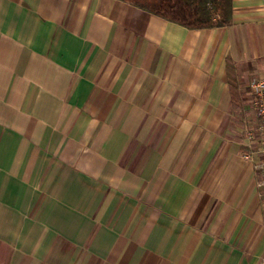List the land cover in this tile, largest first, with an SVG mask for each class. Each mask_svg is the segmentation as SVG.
Instances as JSON below:
<instances>
[{"label":"crops","instance_id":"obj_1","mask_svg":"<svg viewBox=\"0 0 264 264\" xmlns=\"http://www.w3.org/2000/svg\"><path fill=\"white\" fill-rule=\"evenodd\" d=\"M252 75L264 0H0V264H264Z\"/></svg>","mask_w":264,"mask_h":264},{"label":"trees","instance_id":"obj_2","mask_svg":"<svg viewBox=\"0 0 264 264\" xmlns=\"http://www.w3.org/2000/svg\"><path fill=\"white\" fill-rule=\"evenodd\" d=\"M189 29L231 22L232 0H122Z\"/></svg>","mask_w":264,"mask_h":264},{"label":"built area","instance_id":"obj_3","mask_svg":"<svg viewBox=\"0 0 264 264\" xmlns=\"http://www.w3.org/2000/svg\"><path fill=\"white\" fill-rule=\"evenodd\" d=\"M251 96L252 122L245 129V158L253 162L258 172V186L264 190V75H252L248 79Z\"/></svg>","mask_w":264,"mask_h":264},{"label":"rangeland","instance_id":"obj_4","mask_svg":"<svg viewBox=\"0 0 264 264\" xmlns=\"http://www.w3.org/2000/svg\"><path fill=\"white\" fill-rule=\"evenodd\" d=\"M250 121H251V120H250ZM246 128H247V127H246ZM246 128H245V129H246ZM245 129H244V131H245Z\"/></svg>","mask_w":264,"mask_h":264}]
</instances>
